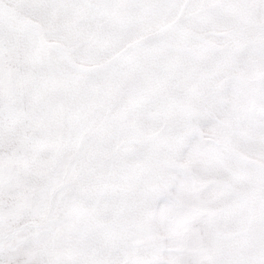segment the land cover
Masks as SVG:
<instances>
[{"label": "snow or ice", "instance_id": "obj_1", "mask_svg": "<svg viewBox=\"0 0 264 264\" xmlns=\"http://www.w3.org/2000/svg\"><path fill=\"white\" fill-rule=\"evenodd\" d=\"M0 264H264V0H0Z\"/></svg>", "mask_w": 264, "mask_h": 264}]
</instances>
